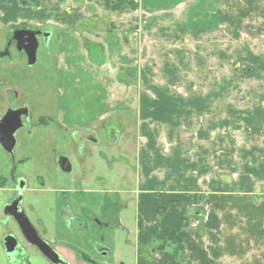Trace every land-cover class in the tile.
<instances>
[{"label":"crops","instance_id":"1","mask_svg":"<svg viewBox=\"0 0 264 264\" xmlns=\"http://www.w3.org/2000/svg\"><path fill=\"white\" fill-rule=\"evenodd\" d=\"M131 3L0 0V30L21 23L54 29L50 44L57 60L53 77L58 87V122L92 129L105 124L107 134L102 136L107 137L108 148L126 160L121 165L135 162L134 187L114 191L135 195L134 264L173 261L169 250L143 254L140 245L152 246L156 223L161 230L171 231L184 217L188 225L180 235L185 262L264 264V62L260 67H247V77L229 78L225 85L220 77L211 83L199 82L201 87L190 84L184 78V16L166 19L177 20L174 29L171 23L157 26L155 17L133 16L137 4L131 10L127 7ZM245 4L262 5L264 11V0H246ZM4 56L0 54V58ZM0 83L2 116L12 86ZM217 84L227 89L213 90ZM131 115L135 126L130 125ZM124 167L118 172L129 173L127 165ZM7 179L0 176L4 223V209L11 198ZM121 179L129 181L125 175ZM37 192H31L33 201L28 204L35 206L33 194ZM46 198L53 208L56 196L52 188ZM48 223L46 220L44 226L50 236L62 233L60 226ZM7 232L8 226L2 224L0 264H53L33 246L26 259L10 260L4 246ZM61 236L52 245L69 264H109L113 251L105 242L110 256L94 257L71 244L77 237ZM79 243L84 244L82 239Z\"/></svg>","mask_w":264,"mask_h":264},{"label":"rangeland","instance_id":"2","mask_svg":"<svg viewBox=\"0 0 264 264\" xmlns=\"http://www.w3.org/2000/svg\"><path fill=\"white\" fill-rule=\"evenodd\" d=\"M129 1L132 5L129 4L128 9L132 10L133 4H137L136 8H133L135 12L132 13L133 16L155 17L158 20L157 26L171 23L174 29L177 20L166 21V19H170L169 16L173 19L176 18L173 16H184V78L190 84L198 85L201 81L211 83L213 78L216 80L220 77L222 84L225 85V81L229 78L247 77V67H260V63L264 62L262 5H246V0H150L151 4L149 2L146 4L145 0ZM170 2L177 3L167 5ZM241 3L244 4L240 5ZM144 28L143 21H141L142 31ZM7 34V29L0 30L1 52L5 49ZM169 45H173V41ZM143 47L147 48L146 45ZM13 55L15 62H11L5 56L0 58V82H6V85L12 86L10 98L13 99L17 95L19 103L21 101L29 103L33 111L28 123L16 135L17 143L13 154L8 153L0 145L2 170L0 175L8 177L9 173L14 172L16 176H25L30 185L35 188L39 187L38 180L41 178L39 176H42L48 188H54L56 180L67 177V174L60 170L55 162L56 154L62 150L67 135V132L65 134L64 130L57 128L54 124L57 120L58 107L57 82L53 77L55 69L52 67L55 56L47 54L42 45L38 54V62L32 68L27 66L25 58L19 57L15 50H13ZM246 56L249 57L244 62ZM232 59H235L233 64ZM43 64L49 65L44 69V75L40 77L39 70ZM255 74H260V70ZM262 76H264V69H262ZM206 83H202L204 88H208ZM212 89L227 88L217 84L215 87L212 86ZM2 94L3 85L0 83V95ZM40 116L51 118L54 122L48 127H36ZM129 118H131L130 125L135 126L134 116L131 115ZM27 126L30 127L32 133H28ZM102 139V144L93 149L89 147L82 152L78 147L73 151L74 174L79 184L76 185L77 192L71 195L85 207L86 213L95 215H101L105 209L112 208L114 202L121 203L119 218L122 219L124 226L112 221L109 226L103 228L101 237L104 238L105 245L113 251L112 256L107 260L109 264H134L138 220L135 195L133 192L120 194L114 191L118 188L131 190L134 187L131 179L135 174V162L128 160L125 164L130 172H122L129 178V181H124L121 179L124 175L118 170L125 168V165L121 163L126 160L119 158L117 150L106 148L107 141L104 136ZM21 159H25L24 162H21ZM30 194L32 193L28 192L24 200V206L28 208L30 217L35 219V215L40 213L48 220V224H52V210L50 204L45 201L49 191L40 190L33 194L36 195L33 198L37 201L34 203V209H29L27 205L28 200L33 201ZM2 208L3 203H0V216ZM79 214L84 213L79 212ZM87 222L93 221L89 219ZM2 224L10 228L14 227L4 223L0 217V226ZM76 240L71 241V244L78 247V250H87L86 253H92L94 257L99 256V253L90 249L86 241L83 240L84 244L79 243L81 236H77ZM140 247L143 250L146 249L144 245ZM1 250L3 251L0 247Z\"/></svg>","mask_w":264,"mask_h":264},{"label":"flooded vegetation","instance_id":"3","mask_svg":"<svg viewBox=\"0 0 264 264\" xmlns=\"http://www.w3.org/2000/svg\"><path fill=\"white\" fill-rule=\"evenodd\" d=\"M9 33L6 36V42H5V49L4 51H0V54L5 55L7 59H9L11 62H15L13 50H15L19 57H23L26 60L27 66L34 67V65L38 62V54L40 52L41 46L45 48V52L47 54L54 56V51L51 48L50 41L53 39L54 35V29L52 28H34L30 24L27 23H21L18 24L12 28H9ZM37 40V49H36V61L33 64H28V56L27 53H30V51L33 48V45L35 41ZM56 62L54 61L52 67L53 69L56 68ZM49 64H43L41 69L39 71H43L42 75L45 73V68L48 67ZM55 79V78H54ZM55 82L57 80L55 79ZM57 93H58V87H57ZM19 98L17 95L12 99L10 98L9 106L7 108V111H9L10 115L9 118L6 120V128L3 129L0 128V138H6L8 131L14 127L15 125L21 124L20 127H18L14 132V138H15V146L17 143L16 135L18 131L25 127V125L28 123V120L32 114V107L27 102L19 103ZM4 113L2 116H0V120H2L5 117ZM18 116L20 119H18ZM54 122L53 119L48 118L46 116H40L36 127H48L51 125V123ZM57 128L64 130L63 132L67 135L65 136V142L63 144L62 150L57 152L56 154V165L57 167L62 170L65 174H67V177L62 180H56L55 187L52 188L55 192L56 196V204L50 209L52 210L51 214L53 216V224L56 226H60L62 231V235L66 236H72L77 237L81 236L84 241L87 242V244L90 245V249L95 250L97 253L109 257L110 254L108 250L103 246L104 238L101 237V231L106 226H109L112 221L120 223L119 218V208L121 206L120 204H117L114 202V205L112 208L105 209L104 212L101 215H95L86 213L84 206H76L78 200H75L71 193H75L76 185L79 184L76 175L74 174V168H73V162H72V154L75 148H80L83 151H86L87 149L95 148L102 144V134H107V126L105 124L96 127L95 129H92L90 127H82V128H76V127H70V126H64L56 120L54 122ZM13 129V128H12ZM28 133H32L30 127H26ZM9 139V137H8ZM105 139L107 141V137L105 136ZM1 145V141H0ZM108 148L109 143L107 141L106 143ZM2 146V145H1ZM12 152H8L10 154H13L14 148ZM25 159H21V162H24ZM1 167H0V173H1ZM13 171V170H12ZM3 177H6L4 175H0ZM38 180V186L37 188L30 185L28 179L25 176H16L14 172L9 173L7 184L10 185L8 189L11 191V198L6 204L5 208L7 207V213L5 212V218L4 221L7 224L13 225L15 229L8 227V234H14L19 239L20 242H23L24 250L16 252V255H11L10 258L12 261L20 262L27 258V256L30 253V246L22 236V233L18 227L17 222L14 220V218L10 215V213L14 212V208L17 206V203L21 197V203H22V210L25 213V215L30 219L32 224L35 226V228L38 231L39 236L47 241L54 250L56 248L52 245L53 240H57L59 237H62L61 234L58 232L55 233V235L50 236L48 229L44 226L46 224V220L41 217L40 215H35V219H32L28 213V208L24 206V200L26 199V194L28 192H34V191H49L47 182L42 176H39ZM80 204V203H79ZM29 209H34V205L29 203L28 204ZM79 212H83L84 214H79ZM5 210V209H4ZM91 219L93 222H87V220ZM90 234V235H89ZM57 238V239H56ZM34 247V246H33ZM36 248V247H35ZM57 251V250H56ZM40 252V251H39ZM58 252V251H57ZM59 253V252H58ZM60 254V253H59ZM61 255V254H60ZM82 255H86V253H82ZM112 255V254H111ZM62 256V255H61ZM87 257V256H86ZM93 264H95L93 262Z\"/></svg>","mask_w":264,"mask_h":264},{"label":"water","instance_id":"4","mask_svg":"<svg viewBox=\"0 0 264 264\" xmlns=\"http://www.w3.org/2000/svg\"><path fill=\"white\" fill-rule=\"evenodd\" d=\"M37 44L38 43L36 40L30 53H27L29 59L28 64L30 65L36 61ZM9 115L10 113L9 111H7L5 117L0 120V128H2L1 126H3V129L6 128V120L9 118ZM18 119H20L19 116ZM20 126L21 124L15 125L14 127H12L13 129L11 128L8 131L6 138H0L1 145L6 151H13V147L15 146L14 132ZM21 200L22 199L20 197L17 206L14 208V212L10 213V215L17 222L25 241L29 245L36 247L40 251V253L47 257L53 264H69L56 250H54V248L50 246L47 241L39 236L37 229L23 212ZM5 212L7 213V207L5 208ZM4 246L6 254L10 260L11 255L15 256L16 252L24 250L23 242H20L16 235L12 233L5 236Z\"/></svg>","mask_w":264,"mask_h":264},{"label":"trees","instance_id":"5","mask_svg":"<svg viewBox=\"0 0 264 264\" xmlns=\"http://www.w3.org/2000/svg\"><path fill=\"white\" fill-rule=\"evenodd\" d=\"M174 205V204H173ZM164 209L160 212L163 213ZM141 225V221L139 222ZM188 225L187 217L182 218L171 231H163L159 228V224L156 223L153 229V244L150 248L142 249L140 247V253H155L157 251L169 250L174 256L173 261L161 260L160 264H191L185 262L186 252L183 244L180 231H182ZM184 257V263L181 259Z\"/></svg>","mask_w":264,"mask_h":264}]
</instances>
